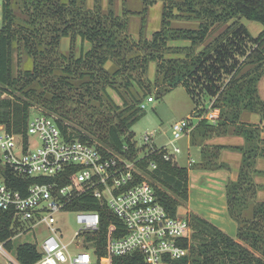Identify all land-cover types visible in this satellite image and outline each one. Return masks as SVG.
<instances>
[{
	"label": "trees",
	"instance_id": "1",
	"mask_svg": "<svg viewBox=\"0 0 264 264\" xmlns=\"http://www.w3.org/2000/svg\"><path fill=\"white\" fill-rule=\"evenodd\" d=\"M109 2L110 8L104 11L101 0H96L94 8L88 7L87 0H2L0 125L26 136L31 110L37 105L40 113L57 118L66 135L95 143L106 153L132 158L137 156L138 147L131 129L145 115L141 104L151 93L156 90L158 97H164L182 83L190 92L199 90L192 87L194 84L203 85L208 97L213 94L212 106L220 109V116L217 124L201 119L194 130L204 136L209 130L225 134L234 125L235 132L247 140L245 146L237 147L243 152L242 167L238 179L230 181L227 190L229 212L239 228L233 237L206 218L187 213L193 231L183 244L189 247V254L170 264H264V201L255 202L258 186L254 182L255 174H264L256 168L257 157L264 156V128L240 121L243 110L260 113L264 119V100L258 92V82L264 74V30L252 36L240 22L246 17L264 25V0H142V12L127 9L123 0L122 14L111 6L113 0ZM158 2L163 4L162 28L151 39L142 36L134 40L129 32V17L144 14ZM173 19L194 20L199 26L175 28ZM232 19L235 21L224 33L196 52L216 24ZM144 26L145 23L142 32ZM64 37L71 38L72 46L79 37L91 47L84 50L82 46L79 56L72 50L63 53L60 47ZM173 40H189L192 45H169ZM248 40L253 42L251 48L245 45ZM170 53L184 56H168ZM25 55L33 60L32 69L22 67ZM152 61L157 62L155 81L147 75ZM224 75L228 76L226 81ZM109 90L124 103L118 104ZM204 113L205 109H201L199 114ZM221 148L217 146L209 152L208 162L202 166H223L212 161ZM152 163L156 167L151 168ZM137 165L145 175H139L138 180H150L168 212L177 215L189 198L190 167L164 159L162 149L146 152ZM14 179L11 185L23 192L36 180ZM252 202V216L246 217L245 210ZM72 208L100 212L101 232L93 242L98 259L93 264H102V258L107 257L108 227L120 222L105 203L91 194L80 197ZM21 227L11 211L0 210V241H5L9 249L14 247L11 237ZM16 254L22 264H32L41 256L38 246L30 242L20 243ZM104 264L109 263L105 260ZM112 264L148 263L143 254L135 252L114 257Z\"/></svg>",
	"mask_w": 264,
	"mask_h": 264
},
{
	"label": "built area",
	"instance_id": "2",
	"mask_svg": "<svg viewBox=\"0 0 264 264\" xmlns=\"http://www.w3.org/2000/svg\"><path fill=\"white\" fill-rule=\"evenodd\" d=\"M3 8L0 5V31ZM154 101L153 96L147 98ZM144 109L146 101L141 104ZM203 115L176 121L174 138L167 145L151 147L147 152L163 150V158L176 163L183 148L177 141L189 135L201 120L219 118L215 108ZM155 132H147L145 141L153 142ZM128 150V147H125ZM141 157L106 153L97 144L72 138L61 129L57 118L38 113L31 116L26 131H9L0 125V210L11 211L23 227L11 240L35 227L45 235L38 246L40 258L32 264H93L98 259L93 242L100 235L102 220L99 211L72 208L80 197L91 194L105 203L120 223H111L106 233L107 257L139 252L148 264H170L189 254L183 240L191 238L189 218L182 213L172 216L162 204L154 184L138 180L145 176L137 165ZM190 164L194 161L190 159ZM180 165V164H179ZM156 167L154 163L151 168ZM34 178L23 192L11 183L14 178ZM68 179V183L61 184ZM22 182V181H21ZM20 183L23 185L24 183ZM76 213L79 228L64 227V215ZM0 241V253L6 264H22L16 254L9 253Z\"/></svg>",
	"mask_w": 264,
	"mask_h": 264
},
{
	"label": "rangeland",
	"instance_id": "3",
	"mask_svg": "<svg viewBox=\"0 0 264 264\" xmlns=\"http://www.w3.org/2000/svg\"><path fill=\"white\" fill-rule=\"evenodd\" d=\"M87 4L89 8H94L96 6V0H87ZM0 5H2V0H0ZM116 13L122 14L124 10V2L123 0H113V4L111 5ZM126 8L132 11L142 12L144 7L142 0H126ZM101 7L104 11H107L110 8L109 0H101ZM145 16V19H143ZM163 20V4L158 2L152 6H150L144 14H134L129 17V32L134 40L138 41L142 36L151 39L153 33L162 28ZM235 21L232 19L226 23L216 24L210 31V34L207 40L197 46L196 52L201 51L207 44L213 42L221 33H224L226 28ZM197 22V21H196ZM251 33L252 36L259 35L264 30V25L260 22L250 20L246 17L241 18L240 21ZM145 23L144 31L142 32V25ZM181 23L178 19L172 20V26L178 28V24ZM195 22H187L189 25H185L186 28L191 27L190 24ZM199 23V22H198ZM197 24V23H196ZM184 26V25H179ZM231 35V33L229 34ZM228 36H226L227 38ZM231 36H229L230 38ZM226 38H224L223 42H226ZM228 38V39H229ZM175 41V40H173ZM230 41V40H228ZM174 42L169 41V45H172ZM248 48L253 46V42L248 40L245 43ZM84 50H88L91 47L89 42L83 43ZM203 47V48H202ZM61 51L63 53L69 54L71 50L79 56L82 51L81 40L79 46H72L71 38L64 37L61 40ZM168 56H181L184 54H173L170 53ZM239 60H242V56H238ZM14 67L15 72L18 69V55L17 52L14 53ZM24 69H32L33 68V60L29 58L27 55L23 57V65ZM148 77L153 78L155 81L157 78L156 75V61H152L149 65ZM228 76L224 75L223 80L226 81ZM204 80L207 78H203ZM202 79V81H203ZM193 88H199V90H194L193 92L188 91V87L179 85L174 88L170 93L166 94L164 97H158L157 93L154 90L151 93V96L154 97L153 102H148L146 99V107L144 108L145 115L132 127V132L134 133L133 140L136 142V146L138 147L137 156L143 157L145 153L149 150V148H159L164 145H167L170 140L174 138L172 133V127L176 121H180L182 119H186L189 116H193L196 113H200L202 107L207 106V102L213 99V94L211 96H207L205 93V89L203 85L199 84L198 86H192ZM112 98L118 103L123 104L124 100L113 90H109ZM130 101V99H129ZM210 106V105H209ZM211 107V106H210ZM214 108L212 107V110ZM40 107L34 105L31 110V116H35L40 113ZM197 111V112H196ZM194 122L197 120L194 118ZM155 132V136L153 137V142H146L144 136L147 132ZM186 138H182L177 141L181 147L184 146ZM185 147V146H184ZM183 148V147H182ZM195 157V155L193 154ZM179 162L181 164H186L187 159L184 157V153L178 155ZM264 163V158L260 160ZM179 211L182 213L183 208ZM64 227L70 229L71 231L77 230L80 226L76 220V213H69L64 215ZM45 235V232L42 227H35L33 231L22 233L16 236L13 239L14 247L13 249H8L9 253L13 256H16V247L22 242H38L40 243ZM236 237V236H234ZM9 258L0 253V264H6ZM109 262V261H108ZM112 264V261L111 263Z\"/></svg>",
	"mask_w": 264,
	"mask_h": 264
},
{
	"label": "crops",
	"instance_id": "4",
	"mask_svg": "<svg viewBox=\"0 0 264 264\" xmlns=\"http://www.w3.org/2000/svg\"><path fill=\"white\" fill-rule=\"evenodd\" d=\"M180 21L181 23L177 25L178 28H186L185 25H189L187 24V22L191 21L195 23L190 24L191 27L188 28L196 29L199 26V23L194 20ZM80 40L81 38L79 37L76 39L77 47L79 46ZM172 42H174L172 44L174 46L192 45V42L189 40H175ZM82 45L83 43L81 40V47ZM157 73L156 62V75ZM150 79L152 80L153 78L150 77ZM180 85L186 87V84L184 83ZM258 92L260 97L264 100V74L258 82ZM214 99L215 98L208 101L207 106L202 107V109H205V114L207 111H209ZM215 112L220 116L219 108H215ZM196 115H199V113H196L194 116ZM240 121L244 123L255 124L259 127L264 128V119H262L260 113L257 112L243 110L241 113ZM196 122H199V120H197ZM209 122L212 124H217V119L215 121L209 120ZM195 130L193 129V131L189 135L185 136V147L182 146L184 157L187 159V163L179 164L188 166L190 167V169L188 183L189 198L185 206H181L180 209L183 208V215L194 212L206 218L207 220L218 226L220 229L234 237L238 233L239 224L230 215L227 190L230 181H235L238 179L240 169L242 167L243 152L240 151L237 147L245 146L247 140L244 136L239 135L235 132L236 127L234 125L230 126L229 131L225 134H216V132H210L211 130H209V133L204 136V134L201 135L198 131ZM261 136L264 139V129L261 132ZM262 145L264 146V143ZM217 146H222V148L219 151L218 157L214 158L215 160L213 159L212 161L216 162L217 164H222L223 166L217 168H206L202 166L207 164L208 156L210 155L209 152L212 153ZM204 151H206L207 154H205ZM193 154L195 155V157L193 156ZM263 158L264 156H258L256 159V168L259 171H264V163L260 161ZM190 159L194 161L193 164H196L195 166H191L193 164L189 163ZM254 182L258 186L255 202L264 201V174H255ZM254 204L255 203L252 202L249 208L245 210L246 217L252 216Z\"/></svg>",
	"mask_w": 264,
	"mask_h": 264
}]
</instances>
